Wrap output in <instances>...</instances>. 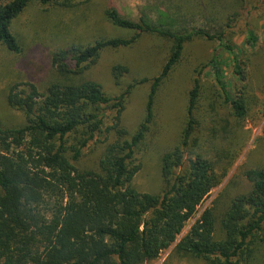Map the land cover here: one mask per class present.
<instances>
[{
  "label": "trees",
  "instance_id": "1",
  "mask_svg": "<svg viewBox=\"0 0 264 264\" xmlns=\"http://www.w3.org/2000/svg\"><path fill=\"white\" fill-rule=\"evenodd\" d=\"M57 1L0 0V48L19 54L12 22L32 3L46 6ZM79 1L62 0L60 6L69 8ZM105 16L113 27L133 35L55 51L50 60L52 77L43 92L33 84L8 88L6 104L22 113L24 125H0V264H148L173 245L178 255L206 264H240L250 256L254 241L264 244V169L245 172L251 189L236 197L221 216L222 239H215V218L210 210H204L180 237L226 176L236 152V141L220 150L215 142L216 162L207 159L206 153H194L186 167L183 165L184 153L190 141H195L199 126V78L206 68H211L219 96L231 105L236 124L246 117L245 87L238 96H231L229 84L220 79L217 56L197 71L188 91L179 145L161 158L164 191L153 196L132 186L140 170L135 151L153 119L156 91L180 61L184 45L194 37L222 43L224 35L213 36L200 29L174 33L145 19H124L114 9ZM143 34L164 38L171 48L160 73L151 80L144 120L129 136L120 126V118L133 86L109 97L82 76L103 51L130 47ZM248 41H254L251 33ZM222 45L232 57L233 76L244 81L238 52L232 45ZM126 73L124 67L113 68L116 86ZM106 111L114 113L106 132L114 133L115 141L105 147L95 170L78 169L75 164L82 150L102 131ZM223 123L225 126L217 123L222 141L229 137L228 123Z\"/></svg>",
  "mask_w": 264,
  "mask_h": 264
},
{
  "label": "rangeland",
  "instance_id": "2",
  "mask_svg": "<svg viewBox=\"0 0 264 264\" xmlns=\"http://www.w3.org/2000/svg\"><path fill=\"white\" fill-rule=\"evenodd\" d=\"M61 2L46 6L32 3L12 22L11 33L21 52L14 54L0 48V125L6 128L24 125L22 113L9 109L6 104L8 88L33 84L43 92L52 77L50 60L55 51L72 46L85 48L97 41L128 39L133 35L113 27L106 19L107 10L114 9L122 18L135 22L145 19L174 33L189 34L200 29L213 36L223 34L222 43L194 37L184 45L180 61L156 91L153 119L135 151L140 170L132 181L139 193L162 194L165 188L161 158L179 145L186 123L188 91L192 89L197 71L217 56L220 79L229 84L231 96H238L237 92L245 87L246 117L236 124L231 105L219 96L211 68H206L199 78L201 91L196 105L199 126L193 137L195 141H190L184 153L183 165L186 167V161L194 153H206L203 155L207 159L216 162L215 142L220 150V146L226 148L230 141H236V152L226 176L200 205L180 237L204 210H210L215 218V239H222L221 216L236 197L248 194L251 189L245 172L264 169V0H82L69 8L60 6ZM250 33L254 37L252 43L248 41ZM222 44L232 45L238 52L244 81L233 76L232 57ZM170 48L168 40L143 34L130 47L103 51L97 63L82 76L83 81L94 82L109 97H116L129 85L133 86L120 118V126L129 136L144 120L151 80L160 73ZM117 66L127 69L118 86L113 78V68ZM141 80L147 82L137 84ZM113 114L105 112L102 131L82 150L75 164L78 169L95 170L105 147L115 141L114 133L106 132L112 125ZM223 121H227L229 131L224 141L217 126V123L225 126ZM249 248L250 256L240 264H264V244L254 241ZM148 264L206 262L178 255L173 245Z\"/></svg>",
  "mask_w": 264,
  "mask_h": 264
}]
</instances>
